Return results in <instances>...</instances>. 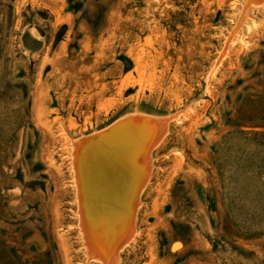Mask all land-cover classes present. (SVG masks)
<instances>
[{"label":"rangeland","instance_id":"374dc122","mask_svg":"<svg viewBox=\"0 0 264 264\" xmlns=\"http://www.w3.org/2000/svg\"><path fill=\"white\" fill-rule=\"evenodd\" d=\"M141 117L136 218L91 233L74 149ZM0 264H264V0H0Z\"/></svg>","mask_w":264,"mask_h":264},{"label":"bare ground","instance_id":"6f19581e","mask_svg":"<svg viewBox=\"0 0 264 264\" xmlns=\"http://www.w3.org/2000/svg\"><path fill=\"white\" fill-rule=\"evenodd\" d=\"M141 119L129 123L113 137L99 138L101 133L92 141L94 135L87 137L74 149V154H78L80 159L78 166L84 204L83 223L91 233H94V224L100 219L106 221L105 227L110 226L108 230H112L114 236L118 235L124 222L136 218L142 191L150 179L148 176L144 179L147 166L141 161L140 155L150 131H147L146 119ZM89 141L92 143L90 147ZM124 234L119 237L121 244ZM106 236L105 240L108 238ZM111 239L108 238V241ZM129 241L124 242L116 254L119 255Z\"/></svg>","mask_w":264,"mask_h":264},{"label":"water","instance_id":"95a60500","mask_svg":"<svg viewBox=\"0 0 264 264\" xmlns=\"http://www.w3.org/2000/svg\"><path fill=\"white\" fill-rule=\"evenodd\" d=\"M163 122L167 123L166 119H161ZM129 124V119L124 118L123 120H116L112 124H110L108 127L104 128L103 132L99 135V138L103 137H113L115 135H118V133L125 128V126H128Z\"/></svg>","mask_w":264,"mask_h":264},{"label":"trees","instance_id":"16d2710c","mask_svg":"<svg viewBox=\"0 0 264 264\" xmlns=\"http://www.w3.org/2000/svg\"><path fill=\"white\" fill-rule=\"evenodd\" d=\"M67 26L65 24L62 25V28H66ZM58 41L61 40V35H58L57 37ZM122 61L125 62V70H129L131 68V60L127 58L126 56H121L120 58Z\"/></svg>","mask_w":264,"mask_h":264}]
</instances>
